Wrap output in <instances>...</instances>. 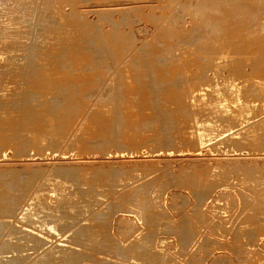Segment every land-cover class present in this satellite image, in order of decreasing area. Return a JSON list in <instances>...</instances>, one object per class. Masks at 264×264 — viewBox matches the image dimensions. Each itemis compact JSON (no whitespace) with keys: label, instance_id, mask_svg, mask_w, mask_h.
I'll list each match as a JSON object with an SVG mask.
<instances>
[{"label":"rangeland","instance_id":"1","mask_svg":"<svg viewBox=\"0 0 264 264\" xmlns=\"http://www.w3.org/2000/svg\"><path fill=\"white\" fill-rule=\"evenodd\" d=\"M0 2V28L17 23L24 39L15 58L0 67V242L7 241L0 252L9 249L4 254L15 264H30L52 244L80 245L86 253L76 255L87 256L76 264H146L150 258L148 264H264V66L258 67L264 64V0ZM226 48L244 66L236 81L255 101L254 123L244 133L202 140L200 121L226 115L208 98L199 104L194 93L205 90L209 97L216 86L226 89L229 69L216 68L212 60ZM63 93L76 102L47 103ZM86 121L93 131L82 127Z\"/></svg>","mask_w":264,"mask_h":264},{"label":"bare ground","instance_id":"2","mask_svg":"<svg viewBox=\"0 0 264 264\" xmlns=\"http://www.w3.org/2000/svg\"><path fill=\"white\" fill-rule=\"evenodd\" d=\"M4 1V0H3ZM10 1V0H9ZM23 1V0H22ZM0 3H2V2H0ZM20 3V2H19ZM22 3V2H21ZM8 4V3H7ZM10 4V3H9ZM22 5V4H21ZM4 6V5H3ZM12 6V5H11ZM14 7V6H13ZM54 7V6H53ZM5 8V7H4ZM19 8V7H18ZM22 8H27V7H24V4H23V7L21 6V9ZM55 8V7H54ZM57 8V7H56ZM8 9V8H7ZM12 9V8H11ZM58 10H59V8H57ZM4 10V9H3ZM20 10V9H19ZM45 10L47 11L48 9L45 7ZM58 10H53L52 11V14L55 16V20H57V18H58V20H59V16H57L58 14H59V12H58ZM62 10V9H61ZM65 10V9H64ZM5 11V10H4ZM24 11H25V9H24ZM229 11H231V10H229ZM12 12V11H11ZM26 12H27V9H26ZM50 12H51V10H50ZM24 13V12H23ZM42 13H43V11H42ZM63 11H60V15H61V17H63ZM227 13H229V12H227ZM39 14H40V12H39ZM45 14V13H44ZM47 14H49V13H47ZM56 14V15H55ZM230 15H231V13H229ZM230 15L228 16V17H230ZM13 16V15H12ZM20 16V15H19ZM18 16V17H19ZM43 16V15H42ZM49 16V15H48ZM52 16V15H51ZM50 16V17H51ZM65 16V15H64ZM80 16V15H79ZM81 16H82V14H81ZM67 17V16H66ZM78 17V16H77ZM83 17V16H82ZM227 17V16H226ZM234 17V16H233ZM48 18V17H47ZM81 18V17H80ZM65 19V18H64ZM63 19V20H64ZM227 19V18H226ZM233 19V18H232ZM2 20V19H1ZM47 20V19H46ZM53 20H54V18H53ZM54 20V22L53 23H55V22H57V21H55ZM69 20V19H68ZM73 20V19H72ZM79 20H81V19H79ZM51 21H52V18H51ZM75 21V20H74ZM83 22H85L84 20H82ZM49 22H50V19H49ZM80 22V21H79ZM227 22V21H226ZM13 22H10L9 24H8V26H5V27H3V28H0V36H1V40H0V67L4 64V63H6V62H8V63H10L14 58H15V51H16V46L20 43V41H21V39H23L22 38V36L20 35V33L19 32H17L16 31V27H17V23L15 24V23H13V25L11 26V24H12ZM47 23H48V21H47ZM72 23H73V21H72ZM71 23V24H72ZM78 23V22H77ZM76 23V24H77ZM50 24H51V22H50ZM50 24H47V26H49ZM56 25V24H55ZM60 25V24H59ZM73 25V24H72ZM75 25V24H74ZM78 25V24H77ZM81 25V24H80ZM80 25H79V27H80ZM11 26V27H10ZM46 26V27H47ZM53 26V25H52ZM230 26V25H229ZM42 28H43V26H41ZM51 27V26H50ZM49 27V28H50ZM56 28H57V26H55ZM59 27V26H58ZM62 27V26H61ZM75 27H76V25H75ZM232 27V26H231ZM237 27V26H236ZM41 28V29H42ZM54 27H52V29H53ZM60 28V27H59ZM71 28V27H70ZM44 29V28H43ZM46 29V28H45ZM58 29V28H57ZM73 29V28H72ZM75 30H76V28H74ZM79 29V28H78ZM77 29V30H78ZM80 29H82V28H80ZM235 29V28H234ZM61 30V29H60ZM83 30H84V28H83ZM223 30V29H222ZM231 30V29H230ZM53 31V30H52ZM59 31V30H58ZM69 31V30H68ZM237 31H238V29H237ZM51 32V31H50ZM41 33H42V30H41ZM243 33V32H242ZM242 33H241V35H242ZM83 34V33H82ZM234 34V33H233ZM238 34V33H237ZM68 35V34H67ZM73 36V35H72ZM82 36V35H81ZM225 36V35H224ZM240 36V35H239ZM238 36V37H239ZM246 36V35H245ZM77 37V36H76ZM218 37V36H217ZM35 38V37H34ZM36 38H38V37H36ZM44 38H45V36H44ZM54 38V37H53ZM56 38V37H55ZM82 38V37H81ZM228 38L230 39V37L228 36ZM43 39V38H42ZM50 39H52V38H50ZM84 39V38H83ZM24 40V39H23ZM36 39H34V41H35ZM40 40V39H39ZM65 40V39H64ZM64 40H62V41H64ZM68 40H70V39H68ZM78 40V39H77ZM79 40H80V38H79ZM85 40V39H84ZM83 40V41H84ZM82 41V42H83ZM32 42V41H31ZM38 42V41H37ZM46 42V41H45ZM85 42V41H84ZM220 42V41H219ZM225 42H226V40H225ZM26 43V42H25ZM32 43H34V42H32ZM31 43V44H32ZM41 43V42H40ZM50 43V42H49ZM94 44V46H95V42H93ZM214 43V42H213ZM23 44V43H22ZM35 44V43H34ZM45 44V43H44ZM51 44V43H50ZM86 44H87V42H86ZM89 44V43H88ZM36 45V44H35ZM35 45H31V47H32V49L33 48H35V49H37L36 47H37V45L35 46ZM63 45V44H62ZM76 45V44H75ZM80 45H82V44H79V46ZM97 45V44H96ZM237 45H238V43H237ZM244 45V44H243ZM35 46V47H34ZM39 46H42V44L41 45H39ZM73 46V45H72ZM85 46V45H84ZM213 46H214V44H213ZM220 46V45H219ZM19 47V46H18ZM45 47V46H44ZM48 47V46H47ZM61 47H64V45L63 46H61ZM74 47V46H73ZM72 47V48H73ZM244 47V46H243ZM22 48H23V46H22ZM27 48H30V46H28V44H27ZM46 48V47H45ZM81 49H83V47L81 46L80 47ZM85 48V47H84ZM95 48V47H94ZM26 48H24V50H25ZM34 49V50H35ZM41 49V48H40ZM62 50H64V49H67V47H64V49L63 48H61ZM75 49V48H74ZM79 49V48H78ZM88 49L89 48H87L86 50L88 51ZM208 49V48H207ZM206 49V50H207ZM227 49V48H226ZM244 49V48H243ZM245 49H246V47H245ZM20 50V49H19ZM28 50V49H27ZM30 51H31V53L29 54V56L32 58V56L33 55H36L35 54V52H34V54L32 53V50H31V48L29 49ZM135 50V49H134ZM230 48L229 49H227V50H225V49H223L222 50V52L220 53V54H216V55H214L213 56V58H212V60H214V65H215V67L216 68H223V67H228V69H229V71L227 70V68H225L227 71H228V74H227V78L225 79V81H224V83L226 84V89L224 90V89H222V88H219V87H214L215 89H213L212 90V92L210 93V96L208 97L207 96V94H206V92H205V90H201L200 91V93H194V97L198 100V103L199 104H202V103H204L205 102V100H207L206 98H208L209 100H210V102H209V104H212V105H215L216 107H214V109H216V110H218V111H221V113H223V115H226V118L223 120L222 118H218V117H216L215 119L214 118H206V119H204L203 118V120L202 121H200V131H201V138H202V140H208V139H212L213 138V136H221V137H223V136H225V135H233V134H239L242 130H244L245 128H247L250 124H253L254 123V120L253 121H249L252 117H254V116H251L252 114H251V111L255 108V101L253 100V99H251L250 97H247L246 95H243V92H241V86L237 83V81H236V75L239 73V71L241 70V68H243L244 66H243V64H242V61L240 60V57L238 58V57H235L234 55L235 54H232L231 52H230ZM242 50V49H241ZM36 51V50H35ZM65 52H66V50H64ZM85 50L83 49V52H84ZM213 51V50H212ZM245 51V50H244ZM248 51V50H247ZM29 52V51H28ZM37 52V51H36ZM47 52V51H46ZM211 52V51H210ZM238 51H236V53H237ZM246 52V51H245ZM244 52V53H245ZM64 53V52H63ZM62 52L60 53L59 52V54L61 55V54H63ZM241 53V52H240ZM57 54H58V52H57ZM58 54V55H59ZM85 54V53H84ZM191 54V53H190ZM210 54V53H209ZM18 55V54H17ZM24 55V54H23ZM27 55V54H26ZM82 55H83V53H82ZM245 55V54H244ZM43 56V55H42ZM49 56V55H48ZM55 56V55H54ZM63 56V55H62ZM207 56H208V52H207ZM212 56V55H211ZM25 57H27V56H25ZM24 56H22V58L24 59L25 58ZM37 57V56H36ZM44 57H46V56H44ZM43 57V58H44ZM51 57V56H50ZM53 57V56H52ZM245 57H247V56H244V58ZM18 58H19V56H18ZM17 58V59H18ZM27 58H29V57H27ZM31 58H29V60L31 61ZM67 58L68 57H66V60H67ZM243 58V57H242ZM21 59V58H20ZM69 59V58H68ZM15 61V60H14ZM61 61V60H60ZM239 61H241V63H239ZM16 62V61H15ZM26 62V61H25ZM29 62V61H28ZM32 62V61H31ZM30 62V63H31ZM33 62H34V59H33ZM58 62V61H57ZM61 62H63V61H61ZM210 62V61H209ZM212 62V61H211ZM49 63V62H48ZM78 63V62H77ZM29 64V63H28ZM24 65L25 66V68L27 67V66H29L30 67V65ZM36 64V63H35ZM34 64V65H35ZM75 64V63H74ZM20 65V64H19ZM37 65V64H36ZM39 65V64H38ZM37 65V66H38ZM60 65H62V63L60 64ZM64 65V64H63ZM67 65V64H66ZM81 65H82V62H81ZM80 65V66H81ZM212 65V64H211ZM23 65H22V67H21V69H24L23 67H24ZM67 66H69V65H67ZM264 66V64L263 63H258V67H263ZM7 67V66H6ZM62 67V66H61ZM73 67V66H72ZM130 67V66H129ZM18 68H20V67H18ZM33 68H34V66H33ZM213 68V67H212ZM264 68V67H263ZM1 69V68H0ZM3 69V68H2ZM5 69V68H4ZM13 69V68H12ZM27 69V68H26ZM30 69V68H29ZM63 69V68H62ZM78 69V68H77ZM31 70H33V69H31ZM35 70V69H34ZM72 70V69H71ZM223 70V69H222ZM262 70V69H261ZM6 71V70H5ZM79 71V70H78ZM81 71V70H80ZM215 71V70H214ZM243 71V70H242ZM263 72H264V70H262ZM20 72V71H19ZM5 72H3L2 74H4ZM68 73V72H67ZM221 73V72H220ZM7 74V73H6ZM261 74H262V72H261ZM264 74V73H263ZM262 74V75H263ZM218 75V74H217ZM231 75V76H230ZM239 75V74H238ZM214 76V75H213ZM241 76V75H240ZM6 77V76H5ZM20 77V76H19ZM31 78H32V76H31ZM212 78L213 77H211V80H212ZM23 79V78H22ZM34 79V78H33ZM206 79H208V78H206ZM263 79H264V77H263ZM17 80V79H16ZM219 80V79H218ZM15 81V80H14ZM19 81V80H18ZM51 81V80H50ZM213 81H214V78H213ZM3 82V81H2ZM41 82V81H40ZM212 82V81H211ZM210 82V83H211ZM44 83H46V82H44ZM48 83V82H47ZM63 83H65V82H63ZM202 83V82H201ZM40 84V83H39ZM49 84H51V83H49ZM59 85V84H58ZM197 85V84H196ZM195 85V86H196ZM200 85V84H199ZM214 85V84H213ZM49 86V85H48ZM2 87V86H1ZM58 86L56 85V88H57ZM59 87H60V85H59ZM39 88V87H38ZM41 88V87H40ZM44 88H45V86H44ZM197 88V87H196ZM204 88V87H203ZM61 89H67V88H63V87H61V88H59V91L61 90ZM3 90V89H2ZM27 89H25L24 90V93H25V91H26ZM36 90V89H35ZM27 91H29V90H27ZM41 91V90H40ZM47 91V90H46ZM67 91V90H66ZM31 92V91H30ZM30 92H26L25 94H27V93H29V95H30ZM36 92V91H35ZM35 92H33V94L31 95V97L29 96V100H31L30 98H32V96H34V93ZM38 92V91H37ZM55 92V91H54ZM67 92H69V91H67ZM57 93V92H56ZM55 93V94H56ZM61 93V92H60ZM3 94V93H2ZM40 94V93H39ZM47 94V93H46ZM64 94V95H63ZM62 95L61 94H59V96L58 95H53L51 98L49 97L48 98V100L47 101H49V102H47L48 104L50 103V101L52 100V98H54V99H61L60 100V102L62 101V100H72L73 98H75L74 97V95H73V98H72V96H69V95H65V94H67V93H63ZM69 94V93H68ZM71 94V93H70ZM9 95V94H8ZM28 95V94H27ZM36 96L38 95V94H35ZM44 95H45V93H44ZM83 95V94H82ZM81 95V96H82ZM25 96V95H24ZM38 96H40V95H38ZM42 96V95H41ZM76 96V95H75ZM85 96H86V94H85ZM105 96V95H104ZM107 96V95H106ZM133 96V95H132ZM142 96V95H141ZM140 96V97H141ZM262 96V95H261ZM26 97V96H25ZM35 97V96H34ZM47 97V96H46ZM56 97V98H55ZM76 97H78V96H76ZM83 97H84V95H83ZM124 97H125V94H124ZM123 97V98H124ZM133 97H136V96H133ZM139 97V96H138ZM138 97H136L137 98V100H138ZM1 98V97H0ZM12 98V97H11ZM21 98H23V97H21ZM78 98H80V97H78ZM78 98H77V102H79L78 101ZM113 98H114V95H113ZM136 98H134V101H135V99ZM261 98V97H260ZM259 98V99H260ZM9 99V98H8ZM49 99H51V100H49ZM53 99V100H54ZM59 99H58V101H59ZM76 99V98H75ZM75 99H73V100H75ZM81 99V98H80ZM83 99V98H82ZM101 99H102V97H101ZM104 99V98H103ZM112 98H110V101H112L111 100ZM133 99V98H132ZM18 100H20V99H17V100H13V99H11L10 101H11V103L13 102H19ZM22 100V99H21ZM20 100V101H21ZM23 102L24 103H26V100H27V97H26V99L25 98H23ZM84 100V99H83ZM96 100V99H95ZM94 100V101H95ZM99 100V99H98ZM108 100V99H107ZM127 100V99H126ZM5 101V100H4ZM28 101V100H27ZM43 101H44V99H43ZM42 101V103H45V102H43ZM46 101V100H45ZM81 101V100H80ZM132 101V100H131ZM144 101V100H143ZM1 102H2V100H1ZM22 102V101H21ZM22 102V103H23ZM51 102H53L54 103V101H51ZM73 102V101H72ZM75 102H76V100H75ZM74 102V103H75ZM126 102V101H125ZM140 102V101H139ZM23 103V104H24ZM38 103H39V101H38ZM37 103V104H38ZM41 103V104H42ZM64 103V102H63ZM73 103V104H74ZM80 103V102H79ZM82 103H84L83 101H82ZM88 103V102H87ZM91 103V102H90ZM129 103V102H128ZM138 103V102H137ZM145 103V102H144ZM206 103H208V102H206ZM5 104V103H4ZM6 104H10V103H7L6 102ZM15 104V103H14ZM13 104V105H14ZM17 104V103H16ZM21 104V103H20ZM34 104V103H33ZM55 104V103H54ZM53 104V105H54ZM56 104H58V102L56 103ZM60 104V103H59ZM69 104H71V102L69 103ZM76 104V107H77V103H75ZM92 104V103H91ZM101 104V103H100ZM113 104H114V102H113ZM1 105V107H2V103L0 104ZM12 105V106H13ZM35 105H36V103H35ZM47 105V104H46ZM51 105H52V103H51ZM51 105H48V106H51ZM62 105V104H61ZM79 105V104H78ZM83 105V104H82ZM85 105V104H84ZM83 105V106H84ZM89 105V104H88ZM115 105V104H114ZM144 105V104H143ZM262 105H264V103L262 104ZM15 106V105H14ZM28 106V105H27ZM37 106V105H36ZM38 106H39V104H38ZM45 106V105H44ZM55 106V105H54ZM65 106V105H64ZM63 106V107H64ZM71 106H72V104H71ZM74 107H75V105H73ZM72 106V107H73ZM80 106V105H79ZM91 106V105H90ZM138 106V105H137ZM16 107V106H15ZM18 107V106H17ZM21 107H23L22 109H24V105H22L21 104ZM29 107H34V106H32V105H30ZM46 107V106H45ZM53 107V106H52ZM60 107V106H59ZM62 107V106H61ZM66 107H68L67 105H66ZM69 107H70V105H69ZM257 107H259V106H257ZM261 107V106H260ZM6 108V107H5ZM19 108H20V105H19ZM54 108V107H53ZM58 108V107H57ZM65 108V107H64ZM81 108H82V106H81ZM89 108V107H88ZM88 108H87V110H88ZM144 108V107H143ZM1 109V108H0ZM3 109V108H2ZM21 109V110H22ZM41 109V108H40ZM49 109H50V107H49ZM90 109V108H89ZM114 109V108H113ZM145 109V108H144ZM203 109V108H202ZM24 110H26V109H24ZM47 110V109H46ZM62 110V109H61ZM70 110H72V109H70ZM75 110V109H74ZM83 110L85 111V109H84V107H83ZM127 110V109H126ZM129 110V109H128ZM139 110V109H138ZM31 111V110H30ZM34 111V110H33ZM35 111H37V110H35ZM45 111V110H44ZM58 111V110H57ZM75 111H77V110H75ZM79 111V110H78ZM114 111V110H113ZM132 113L134 112L133 110H130ZM140 111H142V110H140ZM8 112V111H7ZM20 112H22V111H20ZM26 112V111H25ZM68 112V111H67ZM100 112V111H99ZM112 112V111H111ZM213 112V111H212ZM253 112V111H252ZM3 113V112H2ZM50 113H52L51 112V110H50ZM57 113V112H56ZM63 113V112H62ZM65 113L66 112H64V116H65ZM72 113H73V111H72ZM85 113H86V111H85ZM114 113H115V111H114ZM137 113V112H136ZM134 114V115H136L137 116V114ZM140 113V112H139ZM142 113V112H141ZM205 113V112H204ZM19 114H22V113H19ZM19 114H17V115H19ZM23 114H24V111H23ZM22 114V115H23ZM54 114H55V111H54ZM69 114V113H68ZM74 115L75 114H78V112L77 113H73ZM84 114V113H83ZM82 114V115H83ZM104 114V113H103ZM258 114V113H257ZM0 115H1V113H0ZM27 115H31L30 113H27ZM40 115V114H39ZM85 115V114H84ZM202 115H203V113H202ZM24 116V115H23ZM35 116V115H34ZM37 116V115H36ZM55 116V115H54ZM67 116H69V115H67ZM67 116H66V118H67ZM79 116H80V114H79ZM135 116V117H136ZM227 116H229V118L227 117ZM256 116V115H255ZM14 117V116H13ZM19 117V116H18ZM72 117H74L73 115H72ZM82 117V116H81ZM81 117H80V119H81ZM85 117V116H84ZM130 117V116H129ZM134 117V118H135ZM200 117H201V115H200ZM25 118H28L27 116H25ZM30 118V117H29ZM37 118V117H36ZM35 117H34V119H36ZM59 118H60V116H59ZM63 118V117H62ZM104 118H106V117H104ZM109 118V117H108ZM127 118V117H126ZM199 118V117H198ZM257 118H259V117H257ZM18 119H20V118H18ZM31 119V118H30ZM38 119H41V120H44L43 118H41V117H39ZM76 119V118H75ZM83 119V118H82ZM82 119H81V121H82ZM7 120V119H6ZM21 120V119H20ZM79 120V119H78ZM110 120V119H109ZM137 120V119H136ZM139 120V119H138ZM200 120H201V118H200ZM221 120H222V122H221ZM257 120V119H256ZM10 121H12V120H10ZM18 121V120H17ZM26 121V120H25ZM48 121H50V124H51V120L49 119ZM67 121H68V119H67ZM73 121V120H72ZM77 121V120H76ZM99 121V120H98ZM107 121V120H106ZM112 121H114V119L112 120ZM13 122H15V121H13ZM18 122H20V121H18ZM65 122V121H64ZM105 122V121H104ZM130 122V121H129ZM139 122V121H138ZM143 121L141 120V122L140 123H142ZM228 122V123H227ZM256 122V121H255ZM60 123V122H59ZM68 123V122H67ZM74 123V122H73ZM81 123V122H80ZM14 124H16V123H14ZM65 124V123H64ZM71 124H72V122H71ZM97 124V123H96ZM100 124V123H99ZM134 124H136L135 123V121H134ZM24 125V124H23ZM59 125V124H58ZM58 125H55V126H58ZM77 125V124H76ZM76 125H75V127H76ZM79 125V124H78ZM109 125V124H108ZM137 125H139V124H137ZM141 125V124H140ZM3 127V126H2ZM24 127V126H23ZM26 127V126H25ZM25 127H24V129H25ZM49 127L50 128H52V124L51 125H49ZM70 127V126H69ZM82 127H84V129L86 130V131H93L92 129L93 128H95V126L92 124V126L90 125V124H88V122L86 121V122H84L83 123V126ZM108 127V126H107ZM134 127H136V126H133V128ZM141 127H143V125H141ZM1 128V127H0ZM3 128H5V127H3ZM2 128V129H3ZM7 128V127H6ZM49 128V129H50ZM57 128V127H56ZM55 128V129H56ZM72 128V127H71ZM110 128V127H109ZM120 128V127H119ZM132 128V127H131ZM137 128L139 129V127L137 126ZM136 128V129H137ZM27 129V128H26ZM35 129H37V128H35ZM34 129V130H35ZM70 129V128H69ZM99 129H100V127H99ZM98 129V130H99ZM113 129V128H112ZM123 129H124V127H123ZM127 129H128V127H127ZM144 129V128H143ZM142 129V130H143ZM241 129V130H240ZM9 130V129H8ZM65 130V129H64ZM101 130H102V128H101ZM117 130V129H116ZM198 130H199V127H198ZM240 130V131H239ZM32 131V130H31ZM42 131V130H41ZM74 130H72L71 132H73ZM106 131V130H105ZM180 131V130H179ZM64 132V131H63ZM75 132V131H74ZM101 132V131H100ZM100 132H98V133H100ZM110 132V131H109ZM136 131H134V133H135ZM140 132V131H139ZM243 132V131H242ZM27 133V132H26ZM50 133H52V132H50ZM60 133V132H59ZM81 133V132H80ZM83 133V132H82ZM102 133V135H105V134H103V132H101ZM101 133H100V135H101ZM120 133V132H119ZM131 133V132H130ZM244 133V132H243ZM23 134V133H22ZM74 134V133H73ZM109 134V133H108ZM133 134V133H132ZM131 134V135H132ZM138 134V133H137ZM25 136H26V134H24ZM29 135V134H28ZM59 135V134H58ZM99 135V134H98ZM100 135H99V137H100ZM101 135V136H102ZM107 135V134H106ZM105 135V136H106ZM111 135V134H110ZM118 135V134H117ZM22 136V135H21ZM78 136H80V134L78 135ZM86 136V135H85ZM84 136V137H85ZM97 136V135H96ZM116 136V135H115ZM133 136V135H132ZM1 137V136H0ZM93 136H91L90 137V139L92 138ZM103 138H105L104 136H102ZM102 137H100L101 139H102ZM112 138L114 137V135L113 136H111ZM30 140H31V138L30 137H28ZM52 138H53V136H52ZM57 138V137H56ZM100 138H99V140H100ZM133 138V137H132ZM1 139V138H0ZM25 139H27V137L25 138ZM32 139H33V137H32ZM79 139H82V138H79ZM87 139V138H86ZM86 139H84V140H86ZM89 139V140H90ZM95 139H97V138H95ZM95 139H94V141H95ZM108 139V138H107ZM111 139V138H110ZM51 140H53V139H51ZM83 140V139H82ZM88 140V141H89ZM93 140V139H92ZM103 140V139H102ZM134 140V139H133ZM132 140V141H133ZM2 141V140H1ZM97 142H98V140H96ZM105 141V140H104ZM34 142V141H33ZM52 142H54V140L52 141ZM86 142H87V140H86ZM85 142V143H86ZM91 142V141H90ZM100 142H102V141H100ZM55 143V142H54ZM84 144V143H83ZM87 144V143H86ZM90 144V143H89ZM92 144H93V142H92ZM94 145V144H93ZM98 145V144H97ZM99 146V145H98ZM59 175V174H58ZM91 175V174H90ZM62 176V175H61ZM54 177V176H53ZM65 177V176H64ZM61 178V177H60ZM63 178V177H62ZM61 178V179H62ZM110 178V177H109ZM52 179V178H51ZM54 179V178H53ZM67 179V178H66ZM94 179V178H93ZM60 180V179H59ZM68 180H71V179H68ZM95 181V180H94ZM111 181H112V179H111ZM110 181V182H111ZM62 182V181H61ZM68 182V181H67ZM48 183V182H47ZM55 183V182H54ZM49 184V183H48ZM51 184H52V182H51ZM56 184H57V182H56ZM99 185V184H98ZM104 185V184H103ZM113 185H115V184H113ZM49 186V185H48ZM101 186V185H100ZM118 186V185H117ZM44 187V186H43ZM46 187H47V185H46ZM71 187V186H70ZM96 187V186H95ZM111 187V186H110ZM115 187V186H114ZM101 188H102V186H101ZM73 189V188H72ZM95 189V188H94ZM112 189H114V188H112ZM38 190V189H37ZM53 190V189H52ZM69 190V189H68ZM71 191V190H70ZM115 191V190H114ZM117 191V190H116ZM102 192V191H101ZM5 193V192H4ZM61 193V192H60ZM64 193V192H63ZM66 193V192H65ZM71 193H73L72 191H71ZM89 193V192H88ZM69 194V193H68ZM90 194V193H89ZM142 194V193H141ZM48 195V194H47ZM101 195H102V193H101ZM139 195V194H138ZM50 196V195H49ZM75 196V195H74ZM34 197V196H33ZM141 197H142V195H141ZM48 198V197H47ZM81 198V197H80ZM261 198V197H260ZM63 199H64V197H63ZM142 199V198H141ZM43 200H44V198H43ZM73 200H76L75 198L73 199ZM79 200V199H78ZM80 200H82V199H80ZM56 201V200H55ZM64 201V200H63ZM83 201V200H82ZM81 201V202H82ZM86 201V200H85ZM84 201V202H85ZM87 201H89V200H87ZM44 202V201H43ZM32 203V202H31ZM30 203V204H31ZM66 203V202H65ZM65 203H62V204H65ZM70 203H72V202H70ZM76 203H79V202H76ZM44 204V203H43ZM11 205V204H10ZM35 205V204H34ZM72 205H73V203H72ZM85 205H86V203H85ZM89 205V204H88ZM7 206V205H6ZM60 206V205H59ZM70 206V205H69ZM77 206V205H76ZM38 207V206H37ZM46 207V206H45ZM68 207V206H67ZM8 208V207H7ZM25 208V207H24ZM52 208V207H51ZM139 208V207H138ZM27 209V208H26ZM5 210V209H4ZM10 210V209H9ZM55 210V209H54ZM53 210V211H54ZM57 210V209H56ZM69 210V209H68ZM74 210V209H73ZM76 210V209H75ZM74 210V211H75ZM47 211H48V208H47ZM50 211V210H49ZM60 211V210H59ZM70 211V210H69ZM53 214H55V213H53ZM28 217H30V218H34V213H32V212H30L29 214H26ZM49 215V214H48ZM44 216H45V213H44ZM45 217H47V216H45ZM51 217V216H50ZM61 217V216H60ZM65 217H67V215L65 216ZM55 218V217H54ZM63 218V217H62ZM52 219V218H51ZM65 219V218H64ZM47 220H48V218H47ZM54 220V219H53ZM60 220V219H59ZM68 220V219H67ZM4 221V220H3ZM57 221V220H56ZM62 221V220H61ZM66 221V220H65ZM88 222H90L89 220H87ZM0 222H1V219H0ZM49 222V221H48ZM59 223H60V221H59ZM58 223V225H60ZM64 223V222H63ZM62 222H61V224H63ZM91 223V222H90ZM1 224V223H0ZM65 224V223H64ZM84 224V223H83ZM2 225V224H1ZM58 225H57V227H58ZM66 225V224H65ZM65 225H64V227H65ZM81 225V224H80ZM67 226V225H66ZM82 226V225H81ZM81 226H79V227H81ZM86 226V225H85ZM84 226V227H85ZM89 226V225H88ZM1 227V226H0ZM60 227V226H59ZM70 227V226H69ZM76 227V226H75ZM83 228V227H82ZM86 228V227H85ZM89 228H90V226H89ZM75 229H77V228H75ZM74 229V231H76ZM79 229H81V228H79ZM79 229L77 230V231H79ZM84 229V228H83ZM83 229H81V231H83ZM95 229V228H94ZM93 229V230H94ZM14 230V229H13ZM29 230V229H28ZM28 230H26V231H28ZM92 230V229H91ZM96 231H97V229H95ZM101 230V229H100ZM99 230V235H100V233H101V231ZM104 230V229H103ZM107 230V229H106ZM15 231V230H14ZM80 231V232H81ZM33 232V231H32ZM92 232V231H91ZM98 232V231H97ZM107 232V231H106ZM12 233H14L13 231H12ZM28 233H29V231H28ZM83 233V232H82ZM88 233V232H87ZM30 234V233H29ZM36 233H34V235H35ZM77 234L78 233H76V235L75 236H77ZM95 234V233H94ZM94 234H93V236H94ZM103 234V235H102ZM101 234V236L103 237L104 236V233H102ZM24 235V234H23ZM22 235V236H23ZM78 235H80V233L78 234ZM82 235V234H81ZM85 235H87L86 233H85ZM84 235V236H85ZM98 235V234H97ZM105 235H106V233H105ZM27 236V235H26ZM83 236V235H82ZM83 236V237H84ZM28 237H30L29 235H28ZM33 237H36V236H31L30 238H33ZM39 237H41V236H39ZM72 237V236H71ZM80 236H78L77 238H79ZM87 237V236H86ZM18 238V237H17ZM37 238H38V234H37ZM36 238V239H37ZM72 238H74V237H72ZM99 238V237H98ZM8 239V238H7ZM12 239H14V238H12ZM21 239V238H20ZM23 239V238H22ZM21 239V240H22ZM35 239V238H34ZM35 239V240H36ZM41 239V238H40ZM81 239V238H80ZM80 239H78V240H80ZM85 238H83V240H84ZM88 239V238H87ZM96 239V238H95ZM15 240V239H14ZM13 240V241H14ZM17 240V239H16ZM39 240V239H38ZM76 240V239H75ZM89 240V239H88ZM20 241V240H19ZM24 241V240H23ZM23 241H22V243H23ZM26 242L27 241H29V239L27 238L26 240H25ZM43 241H45L44 239H43ZM42 241V242H43ZM77 241V240H76ZM81 241V240H80ZM79 241V242H80ZM89 241H91V240H89ZM94 241V240H93ZM135 241V240H134ZM4 242H7V241H4ZM4 242H2V243H4ZM15 242V241H14ZM32 242V241H31ZM79 242H77V243H79ZM82 242V241H81ZM84 242V241H83ZM82 242V243H83ZM86 242V241H85ZM92 242V241H91ZM1 243V242H0ZM1 243V244H2ZM8 243H10L9 242V240H8ZM7 243V244H8ZM21 243V242H20ZM21 243V244H22ZM30 243V242H29ZM34 243V242H33ZM38 243V242H37ZM45 243V242H44ZM5 245H6V243H4ZM13 244V243H12ZM23 244H25V243H23ZM28 244V243H27ZM26 244V245H27ZM80 244V243H79ZM87 244V243H86ZM89 244V243H88ZM94 244V243H93ZM129 244V243H128ZM127 244V245H128ZM11 245V244H10ZM9 245V246H10ZM18 245V244H17ZM77 245V244H76ZM141 245V244H140ZM140 245H139V247H140ZM12 246V245H11ZM19 246V245H18ZM79 246V248H76V247H69V246H67L66 247V245L64 246V245H60V244H58V245H51V246H47L46 248H44V251L40 254V252H39V254L40 255H38L37 256V258L36 259H34V257H35V255L33 256V262H31L30 264H76V260L78 259V258H80V254H81V251L82 252H85V251H83L82 250V247L80 248V245H78ZM121 246H123V245H121ZM120 246V247H121ZM131 246H132V244H131ZM134 246H136L135 244H134ZM3 247V246H2ZM2 247L0 248V249H2ZM15 247V246H14ZM27 247H29V246H27ZM84 247V246H83ZM126 247H128L129 248V246H126ZM125 247V249H127L128 250V248H126ZM141 247H144L143 245L141 246ZM6 248V247H5ZM4 248V249H5ZM13 248V247H12ZM15 248H17V247H15ZM24 248V247H23ZM31 248V247H30ZM124 248V247H123ZM133 248V247H132ZM138 248V247H137ZM136 247H135V249L136 250H138V251H140L139 249H137ZM4 249H3V252H0V264H15V260H14V258H13V261L11 260L12 259V257L11 256H7V255H5L4 254ZM7 249V248H6ZM18 249V248H17ZM19 249H22V246H21V248H19ZM24 249H26V248H24ZM23 249V250H24ZM29 249V248H28ZM84 249V248H83ZM118 249V248H117ZM122 249V248H121ZM143 248H141V250H142ZM148 249V248H147ZM146 249V247H145V250H143V253H144V251H146L147 250ZM8 251H10L9 249H7ZM15 250V249H14ZM23 250H18L17 251V253L20 251V252H22V253H24V251ZM85 250V249H84ZM1 251V250H0ZM26 251H27V249H26ZM87 251V250H86ZM119 251V250H118ZM123 251V250H122ZM6 252V251H5ZM19 252V253H20ZM125 252V251H124ZM150 252V251H149ZM149 252H147V253H149ZM26 253H28V252H26ZM25 253V254H26ZM30 253V252H29ZM28 253V254H29ZM77 253H80L79 254V256L78 255H76ZM86 253V252H85ZM87 253H89L88 251H87ZM119 253H120V255H122L121 254V250L119 251ZM141 253V252H140ZM14 254V253H13ZM27 254V255H28ZM90 254V253H89ZM124 254V253H123ZM126 254H127V252H126ZM130 254V253H129ZM139 254V253H138ZM150 254V253H149ZM15 255V254H14ZM19 255H21V254H19ZM30 255H31V253H30ZM85 255V254H84ZM91 255V254H90ZM135 255V254H134ZM133 255V256H134ZM140 255V254H139ZM143 255V254H142ZM17 256V255H16ZM15 256V257H16ZM85 256H87V255H85ZM85 256H83V255H81V260H82V257H85ZM144 256H145V254H144ZM148 256H150V255H148ZM14 257V256H13ZM18 257V256H17ZM20 257V256H19ZM89 257V256H88ZM87 257V258H88ZM125 257V256H124ZM127 257V256H126ZM131 257V256H130ZM136 257V256H135ZM137 257H138V255H137ZM141 257V256H140ZM150 257H152V256H150ZM22 258V257H21ZM32 258V257H31ZM87 258H85L86 260H87ZM90 258H92V256L90 257ZM94 258V257H93ZM142 258V257H141ZM140 258V259H141ZM144 258V257H143ZM149 258V257H148ZM19 259V258H18ZM26 259V258H25ZM96 259V258H95ZM139 259V258H138ZM147 259V258H146ZM146 259H145V262H146ZM151 259V258H150ZM149 259V260H150ZM153 259V258H152ZM152 259H151V261H152ZM155 259V258H154ZM84 260V259H83ZM92 260H94V259H92ZM91 260V261H92ZM97 261L99 260V259H96ZM95 260V261H96ZM102 259H101V257H100V261H101ZM121 260H123V258L121 259ZM120 260V261H121ZM126 259H124L123 261L124 262H126L125 261ZM129 259H127V261H128ZM134 260V259H133ZM132 260V261H133ZM149 260H147V262L149 263ZM25 261V260H24ZM78 261H80V260H78ZM77 261V262H78ZM94 261V262H95ZM96 261V262H97ZM114 261V260H113ZM123 261H121V262H119V263H122ZM132 261H129L130 263L129 264H131V262ZM156 261H157V259H156ZM134 262V261H133ZM136 262H138V261H136ZM143 262V261H142ZM154 262H155V260H154ZM21 263V262H20ZM20 263H18V264H20ZM27 263V262H26ZM80 263V262H79ZM78 263V264H79ZM100 263V262H99ZM104 263H106V262H104ZM107 263H109V262H107ZM106 263V264H107ZM111 263V262H110ZM115 264L116 263V261H114V262H112V264ZM148 263H146V264H148ZM158 263H159V261H158ZM101 264V263H100ZM126 264V263H125ZM133 264H137V263H133ZM145 264V263H144ZM152 264H154V263H152ZM155 264H157V263H155Z\"/></svg>","mask_w":264,"mask_h":264}]
</instances>
